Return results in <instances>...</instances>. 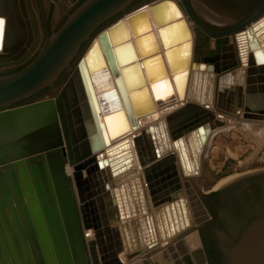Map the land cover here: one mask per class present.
<instances>
[{
	"label": "water",
	"instance_id": "obj_1",
	"mask_svg": "<svg viewBox=\"0 0 264 264\" xmlns=\"http://www.w3.org/2000/svg\"><path fill=\"white\" fill-rule=\"evenodd\" d=\"M131 1L84 0L54 33L44 23L40 42L32 0H0V70L21 66L0 75V264H210L199 233L212 219L203 202L210 194L219 200L216 264H264V168L201 194L199 211L189 182L225 125L218 115L264 122V0L225 30L200 22L187 0L124 11ZM64 70L55 95L14 105L53 87ZM155 110L167 112L142 127ZM134 165L169 241L161 254L156 243L126 252L124 263L110 243L125 229L121 207L114 203L117 220L94 216L99 194L83 185L102 168L112 182Z\"/></svg>",
	"mask_w": 264,
	"mask_h": 264
},
{
	"label": "crops",
	"instance_id": "obj_2",
	"mask_svg": "<svg viewBox=\"0 0 264 264\" xmlns=\"http://www.w3.org/2000/svg\"><path fill=\"white\" fill-rule=\"evenodd\" d=\"M248 131H252L250 132L252 134V143L248 144L246 147V151H248L247 156L244 157L242 162L237 161V165H234L233 167L228 166L227 158L224 160L222 159L221 163L218 165L220 167L215 171V175L220 174L223 171H226L228 175L220 178L218 181L229 178L233 176V174L236 175V171L241 165L253 164L259 168H264V127L260 125L259 128L250 127ZM220 143L221 142H218V145H220ZM217 147L218 146H214L211 151L219 149ZM132 152L133 150H131V153ZM132 170L133 171L129 170V172L123 171L118 180L113 178V181L111 182L107 171L105 168H102L99 171H96L97 177L95 180L89 181L83 185L84 192L91 194H94L95 192L99 194L96 195V197H93L95 200L94 216L99 218L113 216L116 220L119 217L126 220L125 229L123 226L119 227L117 222H114L109 226L110 228L119 227L115 234L112 233V240L110 243L113 245L114 251L122 250L117 256L124 263L126 262V252H136L141 248L156 243L153 251H157L159 252L158 254H161L164 251L163 248L166 249L165 245L169 241L162 240L159 234L154 216V209L151 206L149 196H147V190H145L146 183L144 182V179H138L142 176V172L138 169L137 165H134ZM83 176L85 177L84 172ZM136 178L138 179V183L136 182ZM115 202L118 207H121L119 208V217H116L114 208ZM121 211L123 215L121 214ZM90 217H92V215H90ZM164 220L168 225L167 214H164ZM191 230L192 228L182 234H186ZM89 233L91 234L92 231L90 230ZM171 246H174V244ZM169 255L170 252H167V256Z\"/></svg>",
	"mask_w": 264,
	"mask_h": 264
},
{
	"label": "rangeland",
	"instance_id": "obj_3",
	"mask_svg": "<svg viewBox=\"0 0 264 264\" xmlns=\"http://www.w3.org/2000/svg\"><path fill=\"white\" fill-rule=\"evenodd\" d=\"M73 1L74 0H45V5L47 6V8H49L51 13L53 12L52 16L58 18L60 17V14L64 12L65 9L69 6V4H71ZM146 1H150V0H146ZM141 3H144V1ZM194 6L196 10L203 15L205 19H207L213 25L218 27L227 28L232 26L233 24L242 21L241 18L242 16L236 13L232 14V16L227 19L225 18L221 20L214 19L212 13L206 10L205 8H201V5L196 1H194ZM131 9L133 8H129L127 11ZM34 11L36 12L35 9ZM36 17H37V12H36ZM37 26L39 33H42L41 32L42 28L39 22H37ZM90 41L91 40H89L85 44V47L90 43ZM67 75L68 74H66L65 77L62 78L63 79L62 82L60 83L58 82L57 84H55V87L53 89H48L47 87L42 91H40L39 93H37L36 96H34L33 100L39 99L47 95L49 96L55 95L59 91ZM163 115L164 114H161L159 117H162ZM218 118L220 119L223 118L225 125L222 128H220V130L216 135L213 136L209 145L206 147L202 156V165L199 176H196L191 181H189L191 188L194 190V193L198 195V200H200L191 206L192 208L194 207L195 210L197 211L202 209L201 206L205 207L200 199L202 196L201 194H205L211 191L212 189H214V186H216V184L218 183V182L214 183V177H215V171L217 168L220 167L218 165L221 163L222 159L224 160L227 158L228 166H232V167L234 165H237V161L242 162L244 160V157H246L248 153V151H246L247 145L252 143L251 142L252 134L250 133L252 131H248V129L250 127L259 128V125L264 127V122L246 121V120H242L241 117L231 118L228 116L223 117L221 115H218ZM155 119L158 118L156 117ZM218 142H221L220 145H218ZM214 146H218L217 148L219 149L211 151V149L213 150ZM258 169H263V168H259L258 166L253 164H245L238 167L236 174L258 170ZM192 213H194L193 210Z\"/></svg>",
	"mask_w": 264,
	"mask_h": 264
},
{
	"label": "flooded vegetation",
	"instance_id": "obj_4",
	"mask_svg": "<svg viewBox=\"0 0 264 264\" xmlns=\"http://www.w3.org/2000/svg\"><path fill=\"white\" fill-rule=\"evenodd\" d=\"M81 0H74L69 6L65 9L64 12L60 14V17L55 18L53 17V12L47 8L45 5V0H32V7L33 9L36 10L37 12V22H39L41 26V32L40 33V42H43L45 39V32H44V23L46 25L47 31L49 34L54 33L60 26L61 24L67 19V17L71 14V10L74 9V7L80 2ZM147 2L146 0H132L125 8L124 11H127V7L130 6L131 8H134L138 5L141 4V2ZM194 1L199 3L201 5V8H205L209 12L212 13V16L214 19H227L232 16V14L236 13L238 15H241L242 21L245 20L247 17H249L252 13H254L260 6L262 0H187L188 6L191 10V12L194 14V16L202 22L204 25L207 27L213 29V30H225L228 29L235 24H233L230 27H218L213 25L211 22H209L207 19L203 17L202 14H200L195 6H194ZM35 12V13H36ZM121 14L118 13L115 18L118 17ZM237 24V23H236ZM100 29V28H99ZM99 31V30H97ZM97 31L95 33H97ZM94 33V34H95ZM21 66L19 67H14L10 69H5V70H0V75L8 74V73H13L20 69ZM63 77H59L56 79V81L53 84V87H48V89H53L55 87V84L58 82H62V78L65 77L66 74H68V71L65 70ZM27 99V98H26ZM33 101V98L30 100H27L26 102ZM20 102V101H19ZM15 103L14 105H17ZM218 197L215 194H210L207 196L203 197V202L205 203L206 209L208 213L212 216V219L209 221H206L201 224L199 227V233L201 236V240L203 243V246L206 250V254L209 253L211 256V261L213 264H216L218 261V254L215 249V245L212 239V231L215 226V212H216V207L218 205ZM210 206V209H209ZM208 257V256H207Z\"/></svg>",
	"mask_w": 264,
	"mask_h": 264
},
{
	"label": "bare ground",
	"instance_id": "obj_5",
	"mask_svg": "<svg viewBox=\"0 0 264 264\" xmlns=\"http://www.w3.org/2000/svg\"><path fill=\"white\" fill-rule=\"evenodd\" d=\"M140 33V30L138 31ZM139 35V34H137ZM142 43H143V46H145V48L149 47L150 44H149V40L146 39V40H142ZM161 94H165L164 91L161 90L160 92ZM112 104H106V102L104 103L103 102V106L108 108V106L110 107ZM171 109V108H170ZM167 110H162V111H159V110H155V111H152V112H149L146 116H144L142 119H141V126H145L146 124H149V123H154V122H157L159 120H161V118L163 119L165 114H166ZM161 114H164L162 117H159ZM158 118V119H155V118ZM119 117H113L111 118V127L113 130H117V128H119V125H120V122H119ZM222 120V119H221ZM224 120V119H223ZM227 179H222L220 181H218V183L216 184V186H218L220 183H222L223 181H225ZM214 186V188L216 187ZM197 243V238L196 237H191L190 238V244L191 245H195Z\"/></svg>",
	"mask_w": 264,
	"mask_h": 264
},
{
	"label": "trees",
	"instance_id": "obj_6",
	"mask_svg": "<svg viewBox=\"0 0 264 264\" xmlns=\"http://www.w3.org/2000/svg\"><path fill=\"white\" fill-rule=\"evenodd\" d=\"M83 1H84V0H81V1H80V2L74 7V9L71 10V13H72V12L75 10V8H76L78 5H80ZM131 5H132V4H131ZM131 5L128 6L127 9L131 8V7H132ZM121 13H122V12H121ZM95 32H96V31H95ZM95 32H94V33H95ZM86 43H87V42H85V43L81 46L80 51L84 49ZM77 58H78V56H76V57L71 61V63H70L71 66L74 65V62L76 61ZM64 71H65V70H64ZM64 73H65V72H62V74H61L60 77H63ZM34 96H36V94L30 96V97L27 98V99H24V100L18 102L17 105H19V104H23V103H27L26 101H27V100H30L31 98H34ZM226 175H228V174L226 173V171H223L222 173L215 175V177H214V183L217 182L220 178L225 177ZM209 209H210V206H209ZM207 256H208L209 263H210V264H213V262L211 261L212 259H211V256H210L209 253H207Z\"/></svg>",
	"mask_w": 264,
	"mask_h": 264
},
{
	"label": "snow or ice",
	"instance_id": "obj_7",
	"mask_svg": "<svg viewBox=\"0 0 264 264\" xmlns=\"http://www.w3.org/2000/svg\"><path fill=\"white\" fill-rule=\"evenodd\" d=\"M0 23H2V21H0Z\"/></svg>",
	"mask_w": 264,
	"mask_h": 264
}]
</instances>
